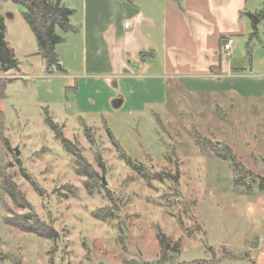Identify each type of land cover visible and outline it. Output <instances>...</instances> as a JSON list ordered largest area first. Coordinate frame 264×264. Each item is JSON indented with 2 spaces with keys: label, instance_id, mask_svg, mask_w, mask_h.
<instances>
[{
  "label": "rangeland",
  "instance_id": "374dc122",
  "mask_svg": "<svg viewBox=\"0 0 264 264\" xmlns=\"http://www.w3.org/2000/svg\"><path fill=\"white\" fill-rule=\"evenodd\" d=\"M248 2L253 13L263 8L264 0ZM24 11L0 0L20 62L18 74L2 77L15 81L4 89L0 113V254L9 264H264V22L224 55L232 70L215 87L223 92L207 93L213 85L196 80L193 87L203 90L189 95L173 89V80L161 91L149 78L71 75L62 58L66 74H48ZM61 51L68 64V48ZM119 98L125 103L116 109ZM48 116L85 164L56 139ZM108 129L147 173L174 175L178 167L179 182L149 184L132 172ZM85 165L94 180L79 174ZM3 176L59 233L57 241L6 225L27 211L4 192ZM101 211L112 218L97 220ZM159 232L178 244L177 254L163 259Z\"/></svg>",
  "mask_w": 264,
  "mask_h": 264
},
{
  "label": "crops",
  "instance_id": "0c3cea01",
  "mask_svg": "<svg viewBox=\"0 0 264 264\" xmlns=\"http://www.w3.org/2000/svg\"><path fill=\"white\" fill-rule=\"evenodd\" d=\"M248 1L63 0L74 11L71 24L80 32L69 34L58 52L71 75L116 81L149 78L159 82L161 91L173 80V89L189 95L203 90L193 87L196 80H206L213 85L207 93L216 95L224 90L215 87L231 78L226 75L232 70L224 65L221 39L233 37L236 45L249 33L252 22L247 14L255 13L248 10ZM62 48H68V64ZM77 65L82 67L80 74L75 72ZM4 111L5 101L0 99V113Z\"/></svg>",
  "mask_w": 264,
  "mask_h": 264
},
{
  "label": "trees",
  "instance_id": "16d2710c",
  "mask_svg": "<svg viewBox=\"0 0 264 264\" xmlns=\"http://www.w3.org/2000/svg\"><path fill=\"white\" fill-rule=\"evenodd\" d=\"M3 2H11L14 5L21 6L25 9L22 13V17L26 24L31 29L37 45L38 52L37 56L41 57L46 66L48 74H53L54 71L60 74H65V70L61 63V57L58 52V47L66 42V38L69 34H78L80 32L79 27H75L71 24V18L74 15V11L63 5L62 0H2ZM251 19V24L256 31L255 18L259 19V22H264V3L263 8L259 13L247 14ZM57 30H60L62 34H59ZM252 36H256L254 33ZM226 42V38L221 39V48H223ZM222 51V49H221ZM144 58V57H143ZM11 71L20 72V62L16 56L14 49L10 46L7 41V27L5 24L4 17L0 14V99L5 101L4 89L7 84L13 83L14 79H3L2 77L7 76ZM48 114V113H47ZM46 124L55 133L56 139L60 140L63 148L70 154L76 156L80 162H83L81 155L75 146L64 137L60 131V127L56 124L51 117L48 116ZM108 133L114 144L117 145V149L120 153V157L124 160L130 170L139 175L143 180L149 182L164 183L167 180H173L179 182V169L176 167L174 175H166V173H147L145 166L140 163L133 162L127 157L125 152L121 149L111 131L108 129ZM215 147V146H214ZM75 149V150H74ZM227 158V157H226ZM83 177L90 180H94L95 173L92 171L90 165H85V170L78 171ZM151 173V174H150ZM1 177V176H0ZM4 192L10 197L13 205L17 210L27 211L24 215H13V217H7L5 223L7 226L16 229L22 233L35 235L38 238L45 240L57 241L59 239V233L50 225L43 222L37 214L33 212V207L28 201L26 196L20 191L18 186L13 183L9 177H2ZM25 178L30 181V176L25 173ZM34 188L40 192V189L34 181H30ZM261 190L264 189V179L259 183ZM89 192L92 194L93 188H89ZM98 212L95 213L97 220L106 221L111 219V213ZM158 241L161 248L163 259L167 256H172L178 253V244L172 245L171 240L164 234L158 233ZM11 263L10 257L5 254H0V264ZM125 264H149L142 263L139 261H130ZM195 264H216V262L201 261Z\"/></svg>",
  "mask_w": 264,
  "mask_h": 264
},
{
  "label": "built area",
  "instance_id": "2783aa9c",
  "mask_svg": "<svg viewBox=\"0 0 264 264\" xmlns=\"http://www.w3.org/2000/svg\"><path fill=\"white\" fill-rule=\"evenodd\" d=\"M234 45H235V40L233 37H227L226 38V42L222 48V54L228 57L232 56L233 53V49H234ZM55 73V71H54Z\"/></svg>",
  "mask_w": 264,
  "mask_h": 264
},
{
  "label": "water",
  "instance_id": "95a60500",
  "mask_svg": "<svg viewBox=\"0 0 264 264\" xmlns=\"http://www.w3.org/2000/svg\"><path fill=\"white\" fill-rule=\"evenodd\" d=\"M254 18H255V27H256L259 23V19L257 17H254ZM123 102H124L123 99H120V98L115 100L113 103L114 108L118 109V108L122 107ZM16 153H17V155H19L18 151H16ZM102 182H103V186H107V182L105 181L104 178H102Z\"/></svg>",
  "mask_w": 264,
  "mask_h": 264
}]
</instances>
